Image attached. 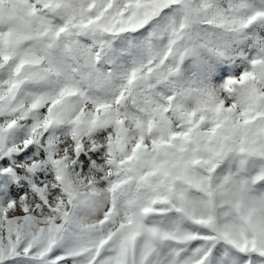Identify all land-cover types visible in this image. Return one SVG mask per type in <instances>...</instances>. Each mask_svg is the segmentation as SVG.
Instances as JSON below:
<instances>
[{
	"label": "snow or ice",
	"instance_id": "snow-or-ice-1",
	"mask_svg": "<svg viewBox=\"0 0 264 264\" xmlns=\"http://www.w3.org/2000/svg\"><path fill=\"white\" fill-rule=\"evenodd\" d=\"M0 264H264V0H0Z\"/></svg>",
	"mask_w": 264,
	"mask_h": 264
}]
</instances>
